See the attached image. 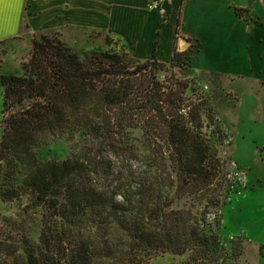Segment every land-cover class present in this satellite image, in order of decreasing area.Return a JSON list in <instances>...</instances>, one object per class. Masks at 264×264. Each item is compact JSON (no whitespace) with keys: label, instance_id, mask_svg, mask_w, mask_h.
Listing matches in <instances>:
<instances>
[{"label":"trees","instance_id":"trees-1","mask_svg":"<svg viewBox=\"0 0 264 264\" xmlns=\"http://www.w3.org/2000/svg\"><path fill=\"white\" fill-rule=\"evenodd\" d=\"M182 57L78 55L55 33L32 37L21 74H0V201L25 200L22 220L7 219L0 264L218 263L207 218L225 191L223 134ZM50 140L70 143L64 159L38 156ZM116 162L141 170L120 177ZM34 214L31 241L23 220Z\"/></svg>","mask_w":264,"mask_h":264},{"label":"crops","instance_id":"crops-1","mask_svg":"<svg viewBox=\"0 0 264 264\" xmlns=\"http://www.w3.org/2000/svg\"><path fill=\"white\" fill-rule=\"evenodd\" d=\"M151 3L161 13L148 10ZM198 15L206 18L201 32L187 29L197 23ZM47 32L73 50L89 52L101 46L102 52L109 51V45L132 59L160 64H168L172 49L181 53L195 46L191 69L228 78L234 105L240 107L241 98H250L251 107L259 110L253 123L264 134V0H9L0 17L1 72L5 59L20 68L32 37ZM204 41L244 45L246 58H234L231 75L194 66L202 57ZM241 66L246 74L239 71ZM236 82L250 89L239 91L232 86ZM255 148L264 152V141Z\"/></svg>","mask_w":264,"mask_h":264},{"label":"rangeland","instance_id":"rangeland-1","mask_svg":"<svg viewBox=\"0 0 264 264\" xmlns=\"http://www.w3.org/2000/svg\"><path fill=\"white\" fill-rule=\"evenodd\" d=\"M205 20L206 18L198 15L197 23L187 29L201 32L199 26ZM202 32L207 31L203 29ZM45 34L50 35L51 32ZM100 47H96L97 52ZM107 48L109 51L122 52L113 50L109 45ZM194 48L195 46H190L186 52H181L183 60L190 67ZM200 48L202 57L198 64L194 63V66L220 69L221 74H234V58L244 57L243 60L246 58L243 52L244 45L235 47L226 42L219 45L204 41L200 43ZM73 51L78 55L86 52L79 48ZM243 60H241L242 63H244ZM248 61L247 58L246 63ZM238 68L242 74L247 73H244V67ZM192 71L195 91L205 97L214 120L223 134L216 150L217 157L223 164L225 191L219 211L207 218V222L216 223L218 243L222 249L217 264H264V152L255 148V145L262 144L264 141V134L260 131L262 129L255 127L253 123L256 122L254 118L259 114V110L251 107L252 102L247 100L250 99L248 97L241 98L240 107L234 105L235 96L229 92L231 86L228 85V78L197 73L199 71L195 69ZM0 74L20 75L21 71L19 67L5 59V65L2 67V72L0 70ZM236 85L239 91L245 88L250 89V85L247 86L242 82L232 84L233 87ZM69 148V142L50 140L39 146L36 153L42 159L62 160L67 156ZM115 165L120 172V177L125 172L137 174L141 170L138 163L132 164L131 169L124 167L129 164L116 162ZM24 203V199L10 203L0 201V237L8 231L7 219H11L14 223L22 220L17 215ZM23 225L26 236L34 241L39 227L38 214L24 217ZM187 259V255L162 254L152 256L140 264H184Z\"/></svg>","mask_w":264,"mask_h":264},{"label":"snow or ice","instance_id":"snow-or-ice-1","mask_svg":"<svg viewBox=\"0 0 264 264\" xmlns=\"http://www.w3.org/2000/svg\"><path fill=\"white\" fill-rule=\"evenodd\" d=\"M9 0H0V17L3 15V7L6 3H8Z\"/></svg>","mask_w":264,"mask_h":264},{"label":"built area","instance_id":"built-area-1","mask_svg":"<svg viewBox=\"0 0 264 264\" xmlns=\"http://www.w3.org/2000/svg\"><path fill=\"white\" fill-rule=\"evenodd\" d=\"M147 9L148 10H157L159 13H161V10L160 9H158V7L154 4V3H151V4H149L148 6H147Z\"/></svg>","mask_w":264,"mask_h":264}]
</instances>
